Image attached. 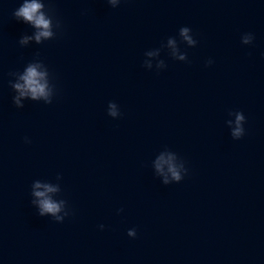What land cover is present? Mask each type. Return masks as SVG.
<instances>
[{"label": "water", "instance_id": "1", "mask_svg": "<svg viewBox=\"0 0 264 264\" xmlns=\"http://www.w3.org/2000/svg\"><path fill=\"white\" fill-rule=\"evenodd\" d=\"M24 2L0 0V264H264V0H37L40 42Z\"/></svg>", "mask_w": 264, "mask_h": 264}, {"label": "clouds", "instance_id": "2", "mask_svg": "<svg viewBox=\"0 0 264 264\" xmlns=\"http://www.w3.org/2000/svg\"><path fill=\"white\" fill-rule=\"evenodd\" d=\"M107 3H109L113 8L117 7V5L120 3V0H107ZM42 4L38 3L37 0H25V2L20 6L18 9H16L13 13L14 17L17 19L22 18L23 21L28 22L32 24L35 28L39 29L37 34L35 35L34 39L37 42H40L42 38L49 39L54 36V33L51 31V22L49 19H46L45 16L41 13ZM191 31L188 27H182L180 28V35L183 36L185 40L189 42V44L195 43L193 41L192 37L189 35V32ZM29 39H32V37H24L21 40L22 44H26ZM254 40V36L251 33L245 34L243 37V43L244 44H251ZM171 43V41H170ZM181 60H184L185 57L181 56ZM209 64L212 63V61H208ZM150 67V65H149ZM42 78V74L37 72L36 68L34 66H30L26 70V74L21 77V79L24 81L23 84H15L14 87L16 90L19 91L20 97L23 96H30L33 100H37L41 97L45 98L47 100V97L49 93L46 91V85L40 83V79ZM20 97L14 98V103L17 107H22L20 105ZM50 104L51 101H48ZM109 111L108 115L111 117H116L118 115L116 111V104L109 102ZM245 122V116L241 112L236 113V127L233 129L232 136L235 139H240L245 134V129L243 127V124ZM27 142V138H26ZM171 159V158H170ZM159 168V165H157ZM169 172L171 173V177L173 181L180 182L184 176L181 175V171L178 170L174 165L171 163L169 164ZM185 175L187 174V169H184ZM164 183L167 185L169 183V180L165 178ZM42 185L37 183L35 185V188H40ZM45 188L44 192L36 191L34 195L39 198L38 200V206H39V215L44 216L46 214H50L55 218L57 222H63L65 217L69 215L68 212L64 213V216L59 215V213L62 210L63 201L60 203H56L52 201L50 198L47 197V192H53L56 189L51 188L47 185L43 186ZM101 228H103V225H100ZM128 235L130 237L136 236L135 229L129 230Z\"/></svg>", "mask_w": 264, "mask_h": 264}]
</instances>
